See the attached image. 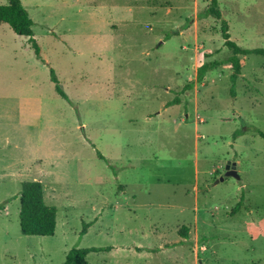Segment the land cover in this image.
<instances>
[{
    "label": "rangeland",
    "instance_id": "1",
    "mask_svg": "<svg viewBox=\"0 0 264 264\" xmlns=\"http://www.w3.org/2000/svg\"><path fill=\"white\" fill-rule=\"evenodd\" d=\"M21 1L41 58L0 24V264L74 247L111 249L89 264H264V57L240 56L232 97L221 21L200 17L211 0ZM218 2L231 40L264 48V0ZM29 181L57 208L52 237L21 233Z\"/></svg>",
    "mask_w": 264,
    "mask_h": 264
},
{
    "label": "trees",
    "instance_id": "2",
    "mask_svg": "<svg viewBox=\"0 0 264 264\" xmlns=\"http://www.w3.org/2000/svg\"><path fill=\"white\" fill-rule=\"evenodd\" d=\"M201 18L212 17L221 21V32L225 42V46L232 51V56L229 59L230 67L233 73L230 76L232 82L231 96L236 97L237 82L242 75V63L240 56L258 55L264 57V48L247 49L239 46L231 40L229 32V25L223 19L222 11L219 7L218 0H211L209 6L200 14ZM0 24H7L12 31L20 37H29L38 57L41 58V48L38 41L34 39L33 26L34 21L29 12L24 7L21 0H9L7 5H0ZM206 57L211 55L206 54ZM222 63L218 61L206 62L197 69V84H202L208 73L219 68ZM51 79L55 84L56 92L67 101L69 97L60 85V81L53 69H51ZM195 83H188L185 90H191ZM179 104V98L176 97L168 106ZM259 135L264 139V133L259 132ZM99 158L106 160V158L99 153ZM21 211H20V229L24 236L36 237H52L57 230V208L48 205L45 201L44 186L40 181H29L22 184L21 189ZM243 206L240 202L233 210V214L238 213ZM5 210V205L0 206V212ZM88 224L84 225L82 235L86 234ZM181 236L188 238V229L183 228L180 232ZM175 246V245H174ZM111 249L102 248H72L65 261L62 264H89L87 257L92 252H102Z\"/></svg>",
    "mask_w": 264,
    "mask_h": 264
},
{
    "label": "water",
    "instance_id": "3",
    "mask_svg": "<svg viewBox=\"0 0 264 264\" xmlns=\"http://www.w3.org/2000/svg\"><path fill=\"white\" fill-rule=\"evenodd\" d=\"M225 176L226 177H234L236 179H239V175L237 173V165H236V163L228 162V164L226 166ZM221 180L223 181L224 178H222Z\"/></svg>",
    "mask_w": 264,
    "mask_h": 264
}]
</instances>
